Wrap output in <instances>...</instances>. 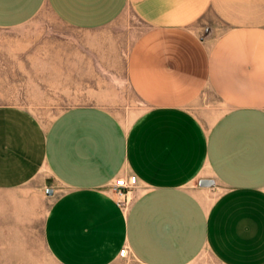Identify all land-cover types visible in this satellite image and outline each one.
<instances>
[{
    "label": "crops",
    "instance_id": "crops-1",
    "mask_svg": "<svg viewBox=\"0 0 264 264\" xmlns=\"http://www.w3.org/2000/svg\"><path fill=\"white\" fill-rule=\"evenodd\" d=\"M46 13L76 45L50 43ZM73 68L76 91L121 76L140 107L44 125L0 106V189L44 173L63 187L46 230L76 241L69 263L264 264V0H0V99L45 98L17 85L72 83ZM130 175L122 209L112 186Z\"/></svg>",
    "mask_w": 264,
    "mask_h": 264
},
{
    "label": "rangeland",
    "instance_id": "rangeland-1",
    "mask_svg": "<svg viewBox=\"0 0 264 264\" xmlns=\"http://www.w3.org/2000/svg\"><path fill=\"white\" fill-rule=\"evenodd\" d=\"M46 17L50 31H55V33L50 32V43L58 45L76 43V32L60 26L50 14L46 13ZM63 44L62 47L65 46ZM53 54L57 56L56 62L59 64H63L61 61L71 59L73 55H76L74 51L65 50L56 51ZM72 70H74L73 79L75 80L72 83L17 85V96L30 95L27 93V87L42 86L45 98L0 99V106L25 108L44 125L50 124L62 111L76 106L102 107L118 119L129 118L140 107L121 76L113 77L114 83L110 85L113 89L112 93L104 94L92 90L76 91V68ZM50 71L52 72L50 80L55 79L51 77L53 74L63 79L69 69L57 66L50 68ZM105 95L109 97L106 98ZM94 96L99 97L92 98ZM62 190L63 187L49 173H44L19 188L0 189V264L73 263L67 260V258H72L68 250L74 247L76 241L70 238L66 239L67 243L63 244L57 241V238L48 237L46 230L48 211ZM62 240L65 239L61 238L60 241Z\"/></svg>",
    "mask_w": 264,
    "mask_h": 264
},
{
    "label": "built area",
    "instance_id": "built-area-1",
    "mask_svg": "<svg viewBox=\"0 0 264 264\" xmlns=\"http://www.w3.org/2000/svg\"><path fill=\"white\" fill-rule=\"evenodd\" d=\"M136 185V178L133 175H130L126 178H118L114 181L112 186V191L118 199V205L122 209H126L129 205L128 194ZM127 255L126 249H121L119 252L120 257Z\"/></svg>",
    "mask_w": 264,
    "mask_h": 264
},
{
    "label": "water",
    "instance_id": "water-1",
    "mask_svg": "<svg viewBox=\"0 0 264 264\" xmlns=\"http://www.w3.org/2000/svg\"><path fill=\"white\" fill-rule=\"evenodd\" d=\"M213 183L211 181H199L198 186L199 187H211Z\"/></svg>",
    "mask_w": 264,
    "mask_h": 264
}]
</instances>
